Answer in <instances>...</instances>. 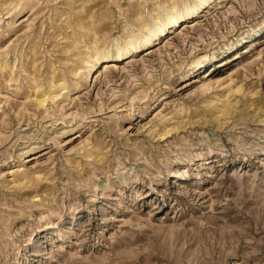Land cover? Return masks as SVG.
I'll return each instance as SVG.
<instances>
[{
	"label": "rangeland",
	"instance_id": "rangeland-1",
	"mask_svg": "<svg viewBox=\"0 0 264 264\" xmlns=\"http://www.w3.org/2000/svg\"><path fill=\"white\" fill-rule=\"evenodd\" d=\"M0 264H264V0H0Z\"/></svg>",
	"mask_w": 264,
	"mask_h": 264
}]
</instances>
